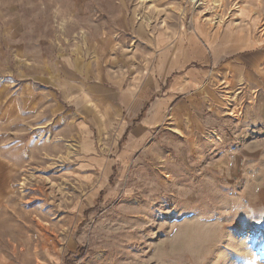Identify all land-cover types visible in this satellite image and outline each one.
I'll list each match as a JSON object with an SVG mask.
<instances>
[{"label":"rangeland","instance_id":"374dc122","mask_svg":"<svg viewBox=\"0 0 264 264\" xmlns=\"http://www.w3.org/2000/svg\"><path fill=\"white\" fill-rule=\"evenodd\" d=\"M240 8L237 0H0V264H264V148L239 163L240 148L219 147L218 137L202 148L166 127L131 162L91 169L55 86L73 59L84 62V89L97 69L124 78L158 33L178 31L186 42L197 27L218 34ZM100 109L109 113L110 103ZM127 134L95 135L99 161L116 156Z\"/></svg>","mask_w":264,"mask_h":264},{"label":"crops","instance_id":"0c3cea01","mask_svg":"<svg viewBox=\"0 0 264 264\" xmlns=\"http://www.w3.org/2000/svg\"><path fill=\"white\" fill-rule=\"evenodd\" d=\"M237 1L241 8L236 22L226 23L218 34L197 27L186 42L178 31L175 35L158 33L149 56L132 63L124 78L97 69L100 78L84 89L83 73H77L84 62L63 63L64 79L54 85L71 105V115L65 113L63 119L71 125V136L81 137L83 163L91 164V169L109 163L107 159L129 163L153 134L166 127L188 132L189 144L202 148L218 137L219 147L240 148L237 162L254 161L251 159L264 148V0ZM22 103L31 108L30 100ZM108 103L106 113L100 106ZM109 130L121 135L128 130L127 140L116 156L103 157L100 162L96 136ZM232 130L235 139L229 137ZM125 259L114 264H126Z\"/></svg>","mask_w":264,"mask_h":264}]
</instances>
